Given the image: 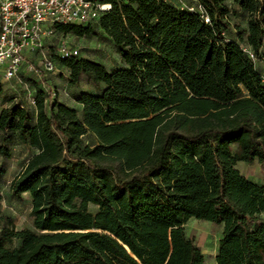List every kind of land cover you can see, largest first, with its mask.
<instances>
[{
	"label": "trees",
	"instance_id": "16d2710c",
	"mask_svg": "<svg viewBox=\"0 0 264 264\" xmlns=\"http://www.w3.org/2000/svg\"><path fill=\"white\" fill-rule=\"evenodd\" d=\"M99 1L124 68L58 61L71 86L84 77L96 92L78 109L40 90L34 118L4 99L0 161L30 153L10 193L28 195L32 228L0 217V264H204L190 220L222 228L215 264H264V186L236 168L264 177V0H197L209 24L162 0Z\"/></svg>",
	"mask_w": 264,
	"mask_h": 264
},
{
	"label": "rangeland",
	"instance_id": "374dc122",
	"mask_svg": "<svg viewBox=\"0 0 264 264\" xmlns=\"http://www.w3.org/2000/svg\"><path fill=\"white\" fill-rule=\"evenodd\" d=\"M188 4V0H182ZM166 3L174 7L178 6L175 0H166ZM228 6L231 8V0H228ZM235 23L241 27H245V20L241 17L233 19ZM92 27L94 29L93 35L90 37L77 38L73 35H62L55 32L53 37L43 40L42 46L44 49V57L53 62L55 70L52 74H44L43 85L27 73H19L18 77L9 82L4 81L0 76V88L2 89L1 99H8L16 97L21 101L27 100L30 96L35 98L38 91H44L55 95L58 99L60 93L66 90L70 95H79L82 92L96 93L91 84L83 77L81 81L74 87H71L69 80V71L63 68L55 58V50L59 43L64 42L69 47L75 48L79 51L77 59L88 60L103 65L108 72H114L124 68L120 54L114 48L111 40L99 30L98 22H93L85 27ZM262 61H257L256 65L260 73L264 76V51ZM27 63L32 64L37 69L40 67L39 63L42 60L41 55L35 54L32 58L26 56ZM34 109L29 107V114H34ZM86 144L93 145L92 137L88 136L84 139ZM30 153L23 148H16L13 151L10 160L2 162L6 174L0 177V217L10 218L17 230L31 229V202L27 195L22 199H15L9 191V187L13 179H15L24 168ZM237 170L240 174L250 182L259 186H264V177L256 163L253 165H246L244 163L237 164ZM89 212L96 214L97 208L91 206ZM185 234L188 239L195 242L196 246L200 248L204 256V264H215V257L217 254L218 241L221 237L222 228L207 222H200L197 220H190L184 226Z\"/></svg>",
	"mask_w": 264,
	"mask_h": 264
},
{
	"label": "built area",
	"instance_id": "2783aa9c",
	"mask_svg": "<svg viewBox=\"0 0 264 264\" xmlns=\"http://www.w3.org/2000/svg\"><path fill=\"white\" fill-rule=\"evenodd\" d=\"M159 1V0H155ZM165 1L166 0H162ZM177 8L196 15L206 24L209 17L197 0H175ZM111 9V5L99 0H0V76L9 82L19 73H27L38 82L44 74L55 70L53 62L44 57L42 42L55 35V26H87L99 19ZM249 58L254 60L251 52L244 48ZM39 54L42 60L37 69L26 62L27 55ZM79 51L61 42L55 50L57 61L77 59ZM64 95L68 96L66 90ZM55 98V95H51ZM28 104L35 106V98L30 96Z\"/></svg>",
	"mask_w": 264,
	"mask_h": 264
},
{
	"label": "crops",
	"instance_id": "0c3cea01",
	"mask_svg": "<svg viewBox=\"0 0 264 264\" xmlns=\"http://www.w3.org/2000/svg\"><path fill=\"white\" fill-rule=\"evenodd\" d=\"M28 57H34L35 56V54H32V55H27ZM48 75V74H47ZM44 79V78H43ZM38 82V81H37ZM40 84L41 85H43V80L40 82ZM71 87H73V86H71ZM64 92V91H63ZM48 95L49 96H51V95H54L53 93H50V92H48ZM77 95L76 94H73V95H70V92H69V94H68V96H65L64 95V93L62 94V93H60V95H59V97H58V99H55V98H52V96H51V101H53V102H56L57 104H61V105H64V106H66V107H68V108H71V109H78V108H80L79 107V104H77L76 102H75V97H76ZM1 98H3L2 97V95H1V97H0V110L2 109V108H4V107H6V106H8V104L6 103V102H4L5 100L4 99H1ZM12 98H14L16 101H18V102H20V103H22V105L23 106H25V108L27 109V111L29 110V107L31 108L32 106H30L29 104H28V98H27V100H26V102L25 101H21L20 99H17L15 96L14 97H12ZM34 110V114L33 115H31L32 117H34L35 118V116H36V114H37V112H36V109L34 108V107H32ZM27 151V150H26ZM30 158V157H29ZM28 161V160H27ZM0 163H1V161H0ZM6 170V169H5ZM6 174V173H5ZM14 180V179H13ZM13 182V181H12ZM11 182V183H12ZM11 185V184H10ZM9 191H10V187H9ZM11 194V193H10ZM25 196V195H24ZM28 196V195H27ZM13 197V196H12ZM14 198V197H13ZM16 199V198H15Z\"/></svg>",
	"mask_w": 264,
	"mask_h": 264
}]
</instances>
